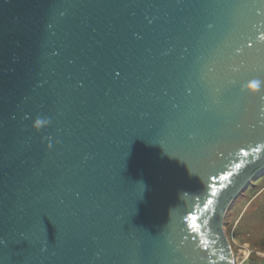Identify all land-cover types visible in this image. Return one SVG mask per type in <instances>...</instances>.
<instances>
[{"label": "water", "instance_id": "1", "mask_svg": "<svg viewBox=\"0 0 264 264\" xmlns=\"http://www.w3.org/2000/svg\"><path fill=\"white\" fill-rule=\"evenodd\" d=\"M262 173L264 0H0V264H235Z\"/></svg>", "mask_w": 264, "mask_h": 264}, {"label": "rangeland", "instance_id": "2", "mask_svg": "<svg viewBox=\"0 0 264 264\" xmlns=\"http://www.w3.org/2000/svg\"><path fill=\"white\" fill-rule=\"evenodd\" d=\"M224 231L236 264L264 263V173L232 202L225 215Z\"/></svg>", "mask_w": 264, "mask_h": 264}, {"label": "clouds", "instance_id": "3", "mask_svg": "<svg viewBox=\"0 0 264 264\" xmlns=\"http://www.w3.org/2000/svg\"><path fill=\"white\" fill-rule=\"evenodd\" d=\"M247 87L253 91L257 90L260 87V81H256V80L250 81L249 84L247 85ZM47 123H48L47 120L42 119V118H37L34 121V127L37 130H39V129L43 128L44 126H46Z\"/></svg>", "mask_w": 264, "mask_h": 264}, {"label": "trees", "instance_id": "4", "mask_svg": "<svg viewBox=\"0 0 264 264\" xmlns=\"http://www.w3.org/2000/svg\"><path fill=\"white\" fill-rule=\"evenodd\" d=\"M261 250L264 251V241L261 244ZM251 264H264V263H255V262H252Z\"/></svg>", "mask_w": 264, "mask_h": 264}, {"label": "snow or ice", "instance_id": "5", "mask_svg": "<svg viewBox=\"0 0 264 264\" xmlns=\"http://www.w3.org/2000/svg\"><path fill=\"white\" fill-rule=\"evenodd\" d=\"M225 179L227 178V177H224Z\"/></svg>", "mask_w": 264, "mask_h": 264}, {"label": "bare ground", "instance_id": "6", "mask_svg": "<svg viewBox=\"0 0 264 264\" xmlns=\"http://www.w3.org/2000/svg\"><path fill=\"white\" fill-rule=\"evenodd\" d=\"M235 264H236V262H235Z\"/></svg>", "mask_w": 264, "mask_h": 264}]
</instances>
